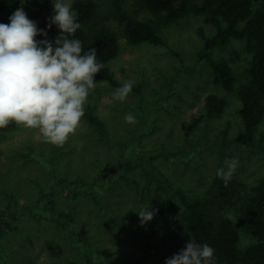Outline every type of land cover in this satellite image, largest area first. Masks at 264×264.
Returning <instances> with one entry per match:
<instances>
[{
  "label": "rangeland",
  "instance_id": "1",
  "mask_svg": "<svg viewBox=\"0 0 264 264\" xmlns=\"http://www.w3.org/2000/svg\"><path fill=\"white\" fill-rule=\"evenodd\" d=\"M95 1L84 29L91 35L105 25L116 32L119 51L108 65L120 84L129 79L135 84L123 102L112 99L117 87L106 81H97L90 91L85 110L104 123L102 135L85 117L63 147L16 124L0 132V225L7 231L0 236V264H125L136 249L131 228L139 218L132 210L156 209L165 197L159 180L182 187L189 196L210 197L217 168L231 158L239 166L224 211L243 249L253 238L240 212L264 173L261 153L236 141L242 125L238 88L248 81L251 56L246 41L231 39L210 50V57L229 64L234 74V90L227 92L212 81L208 60L198 59L199 29L214 32L202 15L189 11L170 21L150 13L140 0ZM117 4L128 16L151 23L166 44L130 43L114 17ZM257 7L264 2H254ZM211 92L226 103L208 118L205 100ZM128 113L135 115V124L125 122ZM262 135L264 119L255 139ZM11 200L15 205L9 211ZM175 206L180 219L181 206ZM9 212H15L12 228L4 225Z\"/></svg>",
  "mask_w": 264,
  "mask_h": 264
},
{
  "label": "trees",
  "instance_id": "2",
  "mask_svg": "<svg viewBox=\"0 0 264 264\" xmlns=\"http://www.w3.org/2000/svg\"><path fill=\"white\" fill-rule=\"evenodd\" d=\"M264 0H140L152 14L162 15L174 21L183 18L192 11L202 15L205 22L214 26V32L206 35L199 29L202 45L198 59H207L212 72V81L220 84L227 91L234 90L235 77L224 61L210 57V50L215 46H224L231 39L246 41L250 60L246 68L248 81L238 88L242 125L236 141L245 143L259 151L264 157V135L255 139V131L264 119V7L253 8V3ZM54 0H0V23H9V17L18 8L23 7L29 19L36 22L39 29H44L47 36L57 37L59 29L55 24L48 27L53 13ZM97 3L95 0H74L73 10L78 14L81 28L74 37L82 41L84 51L95 48L97 60L104 63V68L94 79L103 80L114 87L121 84L115 78L108 62L119 51L116 32L105 25L99 26L91 35L84 25L91 20ZM115 19L122 25V34L130 43L148 42L154 45L166 44L153 25L144 20L135 19L116 5ZM43 40L45 36L37 35ZM138 89V88H137ZM225 99L216 92L206 96L205 113L208 118L220 114L225 106ZM84 117L93 125L95 131L104 134L105 125L92 111L85 110ZM10 123L0 132L11 128ZM165 191V197L156 207L155 220L141 225L140 219L131 228L134 231L136 249L125 264H165L166 258L172 257L183 249L190 238L200 244L208 243L214 248V264H264V173L251 186L245 198L240 218L253 238V242L243 249L239 248V233L234 222L225 214V206L232 197L231 181L225 183L217 177L216 189L210 197L189 196L182 187L170 186L166 180H159ZM177 202L181 206V217L176 218ZM14 201L9 202V211ZM15 211V210H14ZM138 211V210H137ZM14 213L4 225L13 227ZM138 218L137 212L132 210ZM61 217H72L60 213ZM3 215L0 214V221ZM0 225V236L7 231Z\"/></svg>",
  "mask_w": 264,
  "mask_h": 264
},
{
  "label": "clouds",
  "instance_id": "3",
  "mask_svg": "<svg viewBox=\"0 0 264 264\" xmlns=\"http://www.w3.org/2000/svg\"><path fill=\"white\" fill-rule=\"evenodd\" d=\"M48 27L55 24L59 35L54 41L44 29L29 19L23 7L15 10L9 23H0V128L15 123L35 129L42 141L63 147L80 127L95 75L104 68L95 48L84 51L82 41L74 37L81 28L71 0H55ZM134 80H126L114 89L112 99L123 102L132 92ZM125 122L135 124L132 113ZM239 166L237 158L225 160L216 176L225 185ZM158 210L149 205L137 212L141 225L150 222ZM165 264H214V248L200 244L194 237Z\"/></svg>",
  "mask_w": 264,
  "mask_h": 264
}]
</instances>
